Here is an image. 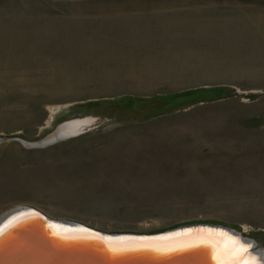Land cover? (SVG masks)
Here are the masks:
<instances>
[{"label": "rangeland", "instance_id": "374dc122", "mask_svg": "<svg viewBox=\"0 0 264 264\" xmlns=\"http://www.w3.org/2000/svg\"><path fill=\"white\" fill-rule=\"evenodd\" d=\"M0 137V214L210 222L264 258V0H0Z\"/></svg>", "mask_w": 264, "mask_h": 264}, {"label": "water", "instance_id": "95a60500", "mask_svg": "<svg viewBox=\"0 0 264 264\" xmlns=\"http://www.w3.org/2000/svg\"><path fill=\"white\" fill-rule=\"evenodd\" d=\"M5 139L0 137V142ZM26 147L57 141L29 142ZM247 246L231 248L227 235ZM228 240V242L226 241ZM257 243L233 228L195 222L156 233H106L83 223L53 219L27 205L0 214V264H244Z\"/></svg>", "mask_w": 264, "mask_h": 264}, {"label": "bare ground", "instance_id": "6f19581e", "mask_svg": "<svg viewBox=\"0 0 264 264\" xmlns=\"http://www.w3.org/2000/svg\"><path fill=\"white\" fill-rule=\"evenodd\" d=\"M91 121H92V118H85V119H78V120H73V121H70L68 123H65L60 128L58 127L59 129L57 128L58 131H56V132L52 133L51 135H49L48 137L44 138V141H47V140H49L51 142H53V141H59V140L65 138V137H70V136L76 135V134L80 133L81 130L85 127V125H87ZM27 206H30V205H27ZM227 238L229 239V242H228V240H226V241L231 245V248H233V249L235 248L236 249V247H237L238 248L237 250L240 251V252L241 251L244 252V250H246V248H247L246 245H244V244H238L237 240L235 238H232L229 234L227 235ZM243 263L244 264H257L258 263V256H257V254H255V253L249 254L244 259Z\"/></svg>", "mask_w": 264, "mask_h": 264}]
</instances>
